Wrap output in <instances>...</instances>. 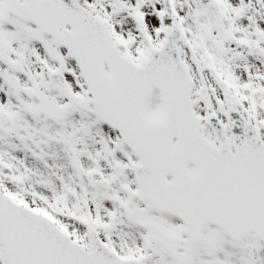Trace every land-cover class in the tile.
<instances>
[{
	"label": "snow or ice",
	"instance_id": "snow-or-ice-1",
	"mask_svg": "<svg viewBox=\"0 0 264 264\" xmlns=\"http://www.w3.org/2000/svg\"><path fill=\"white\" fill-rule=\"evenodd\" d=\"M0 264H264V0H0Z\"/></svg>",
	"mask_w": 264,
	"mask_h": 264
}]
</instances>
